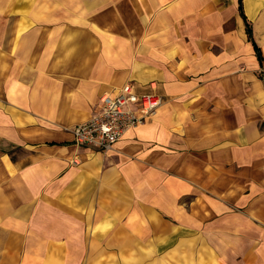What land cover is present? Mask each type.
<instances>
[{
	"label": "crops",
	"instance_id": "crops-1",
	"mask_svg": "<svg viewBox=\"0 0 264 264\" xmlns=\"http://www.w3.org/2000/svg\"><path fill=\"white\" fill-rule=\"evenodd\" d=\"M121 1L135 27L92 21L58 32L57 49L40 38L24 51L31 76L0 94V235L32 241L35 209L47 249L144 247L194 217L261 232L264 0L253 14L243 0L262 64L239 0ZM128 80L163 105L109 150L75 144L73 127Z\"/></svg>",
	"mask_w": 264,
	"mask_h": 264
},
{
	"label": "rangeland",
	"instance_id": "rangeland-1",
	"mask_svg": "<svg viewBox=\"0 0 264 264\" xmlns=\"http://www.w3.org/2000/svg\"><path fill=\"white\" fill-rule=\"evenodd\" d=\"M131 8L121 0H0L1 96L11 79L15 83L20 77L31 76V69L26 67L31 57H25L24 51L40 45V38L47 37L43 44L57 49L58 32H71L74 27L86 32L92 21L113 24L118 31L135 27L136 16ZM250 21L253 25V19ZM127 82L134 83L128 80L123 84ZM38 216L40 212L35 209L32 241L17 233L16 241L7 243L5 235H0V264H264V228L253 233L235 231L244 227L243 218L194 217L190 232H178L185 229L183 220L178 219L179 225L166 240L149 236L144 247H130L129 243L125 249L92 251L75 247L81 242H71L69 248L42 247ZM240 221L242 225L236 226ZM6 244L16 247H3Z\"/></svg>",
	"mask_w": 264,
	"mask_h": 264
},
{
	"label": "built area",
	"instance_id": "built-area-1",
	"mask_svg": "<svg viewBox=\"0 0 264 264\" xmlns=\"http://www.w3.org/2000/svg\"><path fill=\"white\" fill-rule=\"evenodd\" d=\"M163 100L157 92H141L133 82H127L105 93L100 98L98 112L73 127V141L80 146L109 150L128 129L149 120ZM74 162L79 163L77 159Z\"/></svg>",
	"mask_w": 264,
	"mask_h": 264
},
{
	"label": "trees",
	"instance_id": "trees-1",
	"mask_svg": "<svg viewBox=\"0 0 264 264\" xmlns=\"http://www.w3.org/2000/svg\"><path fill=\"white\" fill-rule=\"evenodd\" d=\"M239 8L242 12V15L244 16L245 20H246V25H247V32L249 34V37L250 39L253 41L254 45H255V49L258 53V58L261 62V64L263 63V54H262V51H261V48L260 46L253 40V35H252V26L251 24L249 23L247 17L245 16L244 14V8H243V0H239Z\"/></svg>",
	"mask_w": 264,
	"mask_h": 264
},
{
	"label": "bare ground",
	"instance_id": "bare-ground-1",
	"mask_svg": "<svg viewBox=\"0 0 264 264\" xmlns=\"http://www.w3.org/2000/svg\"><path fill=\"white\" fill-rule=\"evenodd\" d=\"M258 0H247V7L250 13H255L256 7H258Z\"/></svg>",
	"mask_w": 264,
	"mask_h": 264
}]
</instances>
